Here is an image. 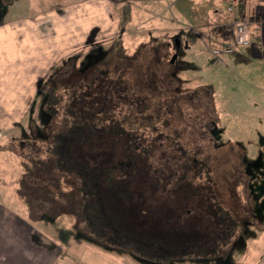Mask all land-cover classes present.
<instances>
[{"label":"rangeland","instance_id":"rangeland-1","mask_svg":"<svg viewBox=\"0 0 264 264\" xmlns=\"http://www.w3.org/2000/svg\"><path fill=\"white\" fill-rule=\"evenodd\" d=\"M214 1L0 0V15L11 26L23 24L16 32V59L0 56L7 61L0 76V233L5 229L7 238L22 237L37 263L156 264L149 259L139 261L133 246L95 235L81 212L74 210L85 205L75 191L81 180L61 172L58 150L52 148L55 132L61 129L55 124L59 116L68 128L75 122V117L69 118L77 108L72 105L85 104V95L100 90L102 76L90 91L87 86H74L75 77L83 74L80 81L87 82L92 74L109 69L107 73L123 81L120 87L128 89L126 98L132 105L129 110L126 105L116 108L115 121L125 124L123 131H131L136 144L150 147L145 160L148 180L132 179L127 184L118 179L116 184L124 189L129 186L138 196L128 203L118 196L115 202L119 204L111 209L123 211L127 220L134 212L139 230L154 234L167 248L181 249L187 240L199 245L212 237L213 249L205 254L186 255L184 251L174 256L204 261L169 264H208L207 259L210 264H264V93L248 83L253 78L243 70L246 49L222 52L223 36L218 41L207 27L186 28L181 22H193L186 15L208 19ZM218 5L220 20L228 27L231 13L221 2ZM223 27L229 39L230 32ZM176 33L188 38V48L171 63L172 47L166 41ZM96 51H102L99 58L84 57ZM85 62L92 69L87 71L89 67L82 66ZM61 66L64 72L56 71ZM70 87L76 91L74 101L65 90ZM54 96L58 97L56 106ZM95 99L99 104L101 98ZM47 100L56 109L54 120L58 121L47 117L52 126L48 132L38 113L40 108L45 110ZM96 133L88 139H98ZM124 134L111 136L117 139L115 149L111 145L116 156L124 155L114 153L119 148L116 143L128 138ZM87 136L85 132L75 139L74 156L82 153ZM130 150L131 155L136 151ZM173 156L177 158L174 163ZM131 160L136 166L139 158ZM178 164L191 168L175 185L167 179L161 186L174 194L187 182L190 193L196 190V194L186 203L182 192L165 204L164 198L159 202L153 196L159 190V174L161 178L173 172ZM150 175L157 176L156 180H149ZM104 190L98 197L110 198V191ZM177 201L182 202L180 212L175 209ZM142 208L150 212L148 218L139 213ZM129 209L128 218L124 212ZM228 221L233 223L231 229Z\"/></svg>","mask_w":264,"mask_h":264},{"label":"trees","instance_id":"trees-1","mask_svg":"<svg viewBox=\"0 0 264 264\" xmlns=\"http://www.w3.org/2000/svg\"><path fill=\"white\" fill-rule=\"evenodd\" d=\"M97 53L98 55L95 54V56H92L93 59L99 58V55L102 54V51L101 52L97 51ZM85 64H86L85 67L88 68L89 66L87 65L86 62ZM94 65L95 64H93V66ZM61 67L63 68V66ZM61 67H58L61 70L60 72H64L63 70L64 68L62 69ZM90 69L92 68L89 67L87 71H89ZM108 71L109 69L108 70L103 69L101 70V73L99 72L100 74H96V73L92 75L90 74L91 76L90 78L88 77L87 82L80 81V79H82L81 77L83 76V74L81 75L78 74L75 77L74 79L75 83H73L74 86L76 85L87 86L88 91H90L89 89L92 88V85L94 86L97 83L96 79L102 76V78H100L99 80L100 82L98 87H100V90H98V93L94 91L91 93V95L88 94L89 96L85 95L84 98L88 100L85 101V104L82 103L73 104L72 102L73 104L72 106L74 107V105L76 104L77 108L74 107L73 111L75 113L71 114L69 118H71L72 121V118L75 117V122L68 128L65 125V121H62V116H59L58 118L60 122L54 120V117L56 116V109L53 108L52 103H50L49 100H47V104L45 105L46 106L45 110L41 108L40 110H38L40 120L43 121V123L44 122L46 123V127H45L46 132L51 131L50 121H48L47 117L52 116L53 117V118L51 117L52 121L54 122L56 121L58 123L55 124L61 125V129L55 132L57 136L56 139L57 141L52 145L53 146L52 148L55 149L56 147V149L58 150V158L60 157L59 158L60 162L58 163L59 160L58 161L56 160V162L61 167L62 169L61 172L64 175L74 174L81 180V185L77 186L75 188V191L78 194V197L84 200L85 205H82L80 209L79 207H76L74 208V210L76 212L77 210L81 212V215L84 216L88 226L91 228V230L95 233L96 236L105 235L109 241H113L117 245L133 246L134 251L136 253V258L139 259V261L143 260L142 262H144L145 260L149 259L151 262H156V264H169L170 262H182V261H188L190 263L193 262L199 263L200 261H198V259L204 261V258H200V257L196 259H191L192 256H184L181 257V259L176 260L174 256L181 255L180 253L184 251L186 252L185 253L186 255H189L191 253H194V255L196 253L199 254L202 253L203 255L205 254V252H208L213 249V245H212L213 242L212 241L209 242V240L212 237H209L208 241L207 239H203L199 245H197L196 240H193L192 242H190V240H187V245L183 246L181 249L178 247L167 248L163 245L162 240L156 238L154 234H150L148 232L145 234L139 230L140 227L135 224L137 221L135 220L136 217L134 216L133 218L134 212L131 219L127 220L126 218H124V216L122 217L123 211H116L114 209H111V207L114 208L116 204H119L118 202H115V198L118 196L122 198L121 201L123 202L127 201V203L135 199L136 196L134 195H137L136 191L134 190L135 193L132 192L129 186H127L126 189H124L123 187L122 188L116 187V184H118L117 180L120 179L121 180L120 182L128 184L131 182L132 179L139 181V183L142 180L147 179L146 171L147 168H149L148 167L149 164H146L145 160L149 156L150 147L144 144L143 142H141L142 146L141 143H138L140 145L136 144L137 141H135V137L132 136L133 134L130 135L131 131L130 132L123 131V128L125 129V124L121 120H119L120 123L118 121H115V118L118 115L117 109H119L120 106L123 107L126 105L129 110L130 106L132 105L129 103V98H126L128 97L127 95L128 89L125 88L122 89L120 87V85L123 84V81L119 80L121 82L118 85L119 81H117L116 76L107 73ZM87 76H89V74ZM110 79H115V80H113V83H109ZM65 90L68 91V93H71L70 95L72 96V101H74L75 92H76L75 89L70 87V91L68 89ZM96 97L101 98L99 102L100 105L97 104V101L95 99ZM53 99H54L53 105L55 104L56 106L58 97L54 96ZM133 99L134 98L132 97V100ZM92 106H95V108H93ZM64 117L67 116L65 115L63 116V118ZM141 128L142 127H139V129ZM34 130L35 131L38 130L37 126L36 127L34 126ZM85 132L88 134L86 140H84L86 142V145L79 156H74L72 154V151H73V147H74L73 144L75 143V139L77 137L79 138L82 135H84ZM95 132H97L96 134H100V137L98 139L92 138L93 140L88 139L89 134L94 135ZM117 133H119L120 135H122L123 133L128 135V138L125 139L123 144L120 143V140L118 141V143H116V145L119 146V148H117L118 149V150L116 149L117 152L114 153L124 154L121 156L114 155L111 147L112 143L114 146L115 142H117L116 141L117 139L113 137L112 140L111 136L112 134L114 136V134ZM125 134L124 136L126 137ZM130 148L131 149L134 148L136 150L133 151L134 153V154L132 153L133 155H131V153L129 154ZM91 156L93 157L95 156V157L92 158ZM135 157L139 158V161H136V166L134 163L135 160L134 161L131 160L132 158ZM170 159L171 162L173 163L177 161V158L175 156H173ZM131 163H133V166ZM190 168H191L190 166L187 168L186 164L185 165L178 164L175 166V168L173 167L174 169L173 172L169 170V172L165 173V175L161 178L159 174V179H158L159 183L157 184L159 185L158 187L159 190L158 191L156 190L155 188L156 186H154L155 183L151 184L153 187L152 191L153 190L154 192L157 191L156 192L157 194L154 193L153 196L157 197L159 202H163L162 198H164L163 200L165 204L166 200L168 202L170 201V199L176 197L174 195L176 192L177 193L182 192V194L185 195V196L181 195V199H183L182 202L185 201L186 203V200L190 201V198L196 194L195 193L196 190H192V192L190 193L189 188L186 184L187 182H185L184 185L181 186L182 188L179 187L178 189H176V192L174 194L173 193L167 194L162 187L164 185L163 180L165 182H168L169 179L174 180L172 181V185H175L178 182L177 181L178 178H180L181 175L185 171L187 172ZM116 171L119 172V174H117ZM155 177L157 176L150 175L149 180H152ZM103 180L105 182L110 181L111 185L115 186V189H113L110 184L106 185V183H103ZM155 180L156 179H154V181ZM132 183L133 182H131V184ZM87 184L91 186H87ZM151 185L149 184V186ZM91 187H92V191H91ZM169 188L170 190L173 189V187H169ZM104 189L110 191V192L108 191L110 194V198L107 195L108 198L106 199L107 196L102 194H101L102 198L100 196L98 197V194L101 191L102 192L105 191ZM112 191H114L115 193H112ZM161 192H164L163 196H160L161 194H163ZM90 196L92 197V200L94 199L93 201L91 200ZM182 202L177 201V206H175L177 212H180V208L182 207L181 204ZM137 203L140 206L141 203L138 201ZM142 210H141L142 212L139 213L142 214V217L146 215L145 218L146 217L148 218L150 212L149 213L148 211L146 212V208H142ZM80 212L77 214L80 215ZM130 212H131L130 209L129 212L127 211L124 212V214L127 213L126 217L129 218ZM232 224L233 223L229 221L227 222V225H229L228 227H230V229L233 227ZM147 226L148 225L146 224V227ZM153 226L155 229L159 228V231L161 230L157 224H154ZM168 259L170 260L168 261ZM206 262L210 264L209 259H207Z\"/></svg>","mask_w":264,"mask_h":264},{"label":"crops","instance_id":"crops-1","mask_svg":"<svg viewBox=\"0 0 264 264\" xmlns=\"http://www.w3.org/2000/svg\"><path fill=\"white\" fill-rule=\"evenodd\" d=\"M251 0H240L238 6L234 14L231 15L230 25L225 27L224 22L220 20V12H219V2L224 5V0H215L211 4L212 15L208 16L206 20H198L191 19L188 15L186 18L188 20H192L193 22L188 21V23L181 21L182 24L187 28L190 27L192 29L207 27L209 30L210 36L213 35L214 39L218 40L219 38L225 41V46L222 52L232 53L235 51H243L246 49L247 54L244 57V68L243 70L246 72V75L250 78H253V81L250 80L249 85L257 87L260 91L264 93V0H260L258 4L255 6V10H253V14L249 16V31H250V41L249 43L241 46H237L233 41V28H232V20L234 16L241 14L244 10V7L250 4ZM2 15H0L1 17ZM4 15L0 18V56L5 58H15L16 53L18 52L16 49L17 42H15L17 38V29H21L23 24L16 25V27L11 26V22L9 20L4 19ZM206 23H203L205 22ZM9 23V24H8ZM230 32V38L227 39L224 34V29ZM9 25V26H8ZM217 37V38H216ZM211 41H213L211 39ZM210 41V42H211ZM220 41V40H218ZM262 42L263 47L259 48L257 46L258 42ZM213 43V42H211ZM219 52V51H218ZM220 53V52H219ZM5 54L9 55L5 57ZM245 54V53H244ZM0 57V76L5 73L6 63L7 61L1 60ZM14 59V60H15ZM12 64V63H11ZM16 63H14L15 65ZM251 64V65H250ZM260 68V71H259ZM3 229V228H2ZM5 230V229H3ZM0 233V264H39L36 262V259H33V255L31 252L30 244L24 245L23 240L20 237L17 238H7L10 237L8 233H4V231ZM32 259L31 260V257ZM37 261H39L37 259Z\"/></svg>","mask_w":264,"mask_h":264},{"label":"built area","instance_id":"built-area-1","mask_svg":"<svg viewBox=\"0 0 264 264\" xmlns=\"http://www.w3.org/2000/svg\"><path fill=\"white\" fill-rule=\"evenodd\" d=\"M259 1L251 0L250 4L244 7L243 12L236 17L234 16L232 20L233 40L237 46L245 45L250 41L249 16L253 14L252 11L255 10V6ZM239 2L240 0H224L225 11L234 14ZM257 46L262 48V42L259 41Z\"/></svg>","mask_w":264,"mask_h":264},{"label":"flooded vegetation","instance_id":"flooded-vegetation-1","mask_svg":"<svg viewBox=\"0 0 264 264\" xmlns=\"http://www.w3.org/2000/svg\"><path fill=\"white\" fill-rule=\"evenodd\" d=\"M188 37V36H187ZM188 38H185V37H183V35H181L180 33H176V34H174L173 36H171V38H170V41L168 40V41H166V45L168 46V48H171V53H172V57H171V59L170 58H168L169 59V61L172 63L173 62V60H174V58L177 56V54H179L180 52H182V50H186L187 48H188ZM98 42V41H97ZM97 44H99V43H97ZM168 52V51H167ZM89 54V55H88ZM95 54H97L98 55V53H97V51L96 52H88V53H86L85 55H84V57L86 56V55H88L89 57H88V59H90V60H92L93 58H92V56H95ZM164 56V58H166L167 57V54H166V51H165V55H163ZM66 62V61H65ZM85 63L82 65V66H84L85 67ZM62 68V67H61ZM82 69V68H81ZM81 69H78V70H81ZM56 71H61L60 70V68H58ZM75 71H77V70H75ZM74 71V72H75ZM74 72L72 73V75L74 74ZM171 73H173V70H172V72ZM40 85V83L38 84V86Z\"/></svg>","mask_w":264,"mask_h":264}]
</instances>
